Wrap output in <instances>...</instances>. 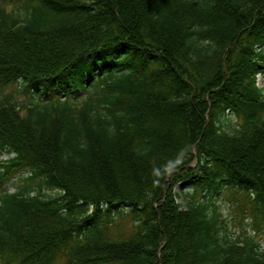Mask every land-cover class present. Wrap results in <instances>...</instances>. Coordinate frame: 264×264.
<instances>
[{
    "label": "trees",
    "instance_id": "obj_1",
    "mask_svg": "<svg viewBox=\"0 0 264 264\" xmlns=\"http://www.w3.org/2000/svg\"><path fill=\"white\" fill-rule=\"evenodd\" d=\"M26 1L0 0V92L38 95L0 102V186L28 174L0 264H264L213 202L238 188L264 227V0ZM124 205L140 222L110 240Z\"/></svg>",
    "mask_w": 264,
    "mask_h": 264
},
{
    "label": "rangeland",
    "instance_id": "obj_2",
    "mask_svg": "<svg viewBox=\"0 0 264 264\" xmlns=\"http://www.w3.org/2000/svg\"><path fill=\"white\" fill-rule=\"evenodd\" d=\"M30 2L26 0H10L6 9L7 11H18L21 14L27 9H30ZM258 86L264 87V76H257ZM22 83L12 84L6 87L0 92V102L6 103L8 101L17 102L19 104H28L32 100L37 99V93L35 90H31L28 93H24L21 90ZM75 99L84 100L87 97V94L80 92L77 95L73 96ZM65 94H61V99L64 100ZM25 111L23 112V115ZM233 123L239 124L241 120L236 116L230 114L227 116ZM13 155H4L3 159H9ZM194 164L200 162L199 157L195 153ZM193 166V165H192ZM28 174L22 172L21 175L16 176L8 182H5L0 186V195L3 191L6 192H15L19 187L23 186L22 178H26ZM228 188V187H227ZM174 192L177 194L181 193V196L177 195V202L182 207L186 206V201L188 200L187 195L194 194L197 200L201 199V193L189 190H181L180 184L174 188ZM213 202L219 207L220 212L223 215V219L226 221V225L229 228V232L235 237H252L255 241H258L260 245L264 248V227H262V220H256L255 216L252 215L249 209L246 207L248 204V199L246 195L238 191V188H230L229 190H223L220 195L213 197ZM129 205H124L122 208L121 214H111L110 220L113 221V224H110V234H108L110 240L126 239L128 238L135 230L136 226L140 222V217L130 213ZM120 213V212H119ZM66 259H60L56 264H65Z\"/></svg>",
    "mask_w": 264,
    "mask_h": 264
},
{
    "label": "water",
    "instance_id": "obj_3",
    "mask_svg": "<svg viewBox=\"0 0 264 264\" xmlns=\"http://www.w3.org/2000/svg\"><path fill=\"white\" fill-rule=\"evenodd\" d=\"M177 173V172H176Z\"/></svg>",
    "mask_w": 264,
    "mask_h": 264
}]
</instances>
